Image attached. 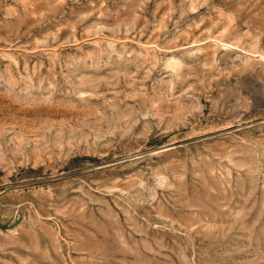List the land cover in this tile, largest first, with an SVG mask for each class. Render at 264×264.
I'll return each mask as SVG.
<instances>
[{
    "label": "rangeland",
    "instance_id": "1",
    "mask_svg": "<svg viewBox=\"0 0 264 264\" xmlns=\"http://www.w3.org/2000/svg\"><path fill=\"white\" fill-rule=\"evenodd\" d=\"M0 264H264V0H0Z\"/></svg>",
    "mask_w": 264,
    "mask_h": 264
}]
</instances>
